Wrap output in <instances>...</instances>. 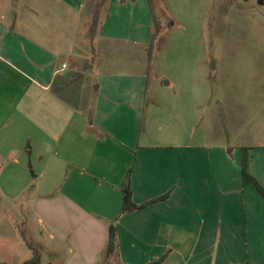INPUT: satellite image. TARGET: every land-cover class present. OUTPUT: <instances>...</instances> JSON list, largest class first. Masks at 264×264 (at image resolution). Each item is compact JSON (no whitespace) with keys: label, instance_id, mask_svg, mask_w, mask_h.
Instances as JSON below:
<instances>
[{"label":"crops","instance_id":"1","mask_svg":"<svg viewBox=\"0 0 264 264\" xmlns=\"http://www.w3.org/2000/svg\"><path fill=\"white\" fill-rule=\"evenodd\" d=\"M92 4L0 0V262L37 253L29 230L41 264H99L115 222L118 264H264V196L188 136L203 87L147 104L151 0H107L89 39ZM127 178L136 204L168 195L120 213Z\"/></svg>","mask_w":264,"mask_h":264},{"label":"rangeland","instance_id":"2","mask_svg":"<svg viewBox=\"0 0 264 264\" xmlns=\"http://www.w3.org/2000/svg\"><path fill=\"white\" fill-rule=\"evenodd\" d=\"M151 3L162 28L148 73L149 82H156L158 89L148 85L147 104L160 102L163 108L166 91L180 86L191 97L195 84L202 86L201 111L197 121L187 122L188 136L202 138L229 162L242 165L245 148L264 150V0ZM103 5L99 25L107 6ZM167 79L169 85L164 84ZM23 235L42 261L50 259L36 234L25 230ZM23 253L19 250L10 263L20 264ZM99 264L118 263L115 257L102 256Z\"/></svg>","mask_w":264,"mask_h":264},{"label":"trees","instance_id":"3","mask_svg":"<svg viewBox=\"0 0 264 264\" xmlns=\"http://www.w3.org/2000/svg\"><path fill=\"white\" fill-rule=\"evenodd\" d=\"M105 1H107V0H93L91 13H90V21L88 23L86 33H85L86 37H88L89 39H92L97 33V30L99 27V18H100V13H101V7ZM151 10H152V14H153L154 26H153V31L151 32L150 40L147 44V72H149L151 60H152L154 50H155V43H156L157 37L159 36V33L161 31V28H162V23H161L160 19L158 18L155 9L152 6H151ZM241 176H242L243 182L252 183L255 186V188L264 196V188L246 170V155L245 154L243 155V159H242ZM122 191H123V200H122L120 213H124V212L130 211L133 209H137V208H141V207L147 205L148 203H152V202H155L157 200L164 199L168 195V193H165V194H163L157 198H154L152 200H149L145 203L136 204L131 199V190H130L128 178L122 187ZM107 234H108V238H107L106 246L103 250V256L106 258L115 257L116 259H118L117 224L115 222L111 223L108 226ZM0 264H6V263L0 262ZM20 264H41L40 257L38 254L34 253V255L31 258L24 260Z\"/></svg>","mask_w":264,"mask_h":264}]
</instances>
